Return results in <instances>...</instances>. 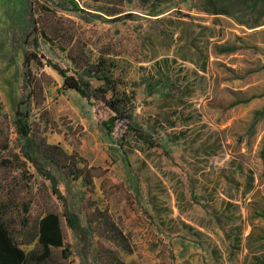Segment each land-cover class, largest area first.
<instances>
[{"label":"rangeland","instance_id":"1","mask_svg":"<svg viewBox=\"0 0 264 264\" xmlns=\"http://www.w3.org/2000/svg\"><path fill=\"white\" fill-rule=\"evenodd\" d=\"M0 206L40 264H264V0H0Z\"/></svg>","mask_w":264,"mask_h":264},{"label":"trees","instance_id":"2","mask_svg":"<svg viewBox=\"0 0 264 264\" xmlns=\"http://www.w3.org/2000/svg\"><path fill=\"white\" fill-rule=\"evenodd\" d=\"M57 71L64 79L63 87L74 89L81 96L88 100L96 99L107 107L112 113L106 122L109 129L115 126V120H130L132 118V107L134 102V94L124 88H117L114 73L111 71L105 72L103 67L89 66L88 77H95L98 80H103L107 85L104 87H92L89 80L83 76L75 77L69 75L65 69L56 67ZM111 92L108 94V92ZM17 115L24 116L25 113L17 110ZM18 119V128L23 135L29 134V127ZM69 225L73 229H78L79 225L72 218L68 217ZM64 245V234L61 228L60 216L57 213L50 212L43 216L39 222L38 250L29 254L22 249L19 243L14 239L11 230L4 218V213L0 206V264H28L35 262L37 264L46 261L52 253V248L62 247Z\"/></svg>","mask_w":264,"mask_h":264}]
</instances>
